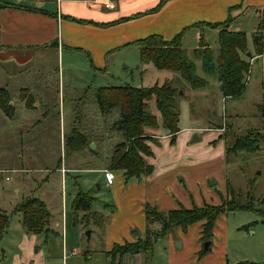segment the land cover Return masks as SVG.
I'll return each instance as SVG.
<instances>
[{"label":"rangeland","instance_id":"obj_1","mask_svg":"<svg viewBox=\"0 0 264 264\" xmlns=\"http://www.w3.org/2000/svg\"><path fill=\"white\" fill-rule=\"evenodd\" d=\"M260 10V7H252L249 13L236 17L229 26L231 31H243L247 34L252 53L256 52L257 37H262L264 46V11ZM199 34H203L204 40L213 50L216 71L212 76L204 73L201 59L200 62L197 61L195 51L201 47ZM183 44L188 58L197 63L198 74L208 79L209 87L193 89L179 72L158 69L151 62L141 64L139 48L132 49L135 51L131 58H127L125 53L111 57L108 60L110 74L92 67L91 60L84 53L64 47H61V50L64 48L63 57H59L54 46L42 47L32 52L29 65L20 72L17 60L6 58L8 54L5 50V53H0V87L10 89L11 103L14 102L16 110L12 117L0 108V210L9 217V226L0 238V264H12L21 255L20 245L25 234L22 230L25 228L21 213L15 209L27 198H40L46 203L53 216L50 228H57L60 233L64 214V223H68L70 233L79 229L84 231L82 243L85 247L98 243L102 231L87 226L86 220H82L84 213H75L73 201L82 190L95 198L93 205L96 211L104 212L105 203H115L113 190L105 185L103 175L87 166L90 162L92 166L102 163L106 165L111 147L122 137L114 133L115 138L104 142V145L97 142V152L92 155L88 149L74 151L67 144L68 139L75 128L87 129L92 126L91 122L97 123V127L107 126L99 114L96 101L98 87H148L166 82L179 90L176 106L180 113V127L202 128L195 130L190 139L198 147L197 171L191 178L186 173L178 176L177 183L194 196L195 205L204 202L221 203V195L228 194V184L236 194L242 192L244 201L248 200L247 194L252 191L251 200L258 211L242 210L220 215L211 240H203L199 232L201 226L194 223L195 226L189 233L184 230V234L190 238L184 244L179 238L178 227H175L166 237L154 242L151 262L167 263L170 235L174 250L184 252L188 264L189 253L196 243L199 245V252L194 263L206 255H211L212 260L219 261L220 264L246 261L264 264V142L256 152L241 151L228 155L223 149L219 150V144L215 153L214 145L209 146L206 139V135L210 134L209 128L220 125L224 129L227 149L233 145L237 136L244 135L249 130L262 129L264 68L260 62L249 59L251 72L246 76L245 93L240 97L224 98L219 84V30L207 27L191 28L186 32ZM93 61L102 68L105 65L104 59ZM125 61L129 62H126L129 65L127 69L122 66ZM172 77L174 81H171ZM28 94L29 100L35 102L37 98V101H31L33 106L25 107L22 99L28 100ZM42 99L43 105L38 106ZM148 109L151 112L156 109L153 102ZM118 117L119 112L115 110L108 117V123ZM146 132L152 134L156 131L147 128ZM194 136H198L199 140L193 141ZM147 143L150 145L149 140ZM147 157L150 156H146V159ZM66 168H71L68 173ZM61 169H64V173ZM113 172L117 174L121 171ZM135 179L137 182L141 180ZM132 180L127 181L124 177V186ZM212 181L215 182L214 185L211 184ZM171 189L174 190L172 187ZM142 205L140 210L132 213L130 219L134 224L141 221L145 227L146 204ZM105 211V214L110 213ZM151 228L159 230L161 224L156 222ZM133 229V235L135 231L139 232L138 226ZM88 231H91V236ZM146 233L144 229L140 236L145 238ZM42 238L46 239V236ZM51 238L49 236V243ZM42 242L40 241L41 245ZM208 243L210 250L203 254L202 251Z\"/></svg>","mask_w":264,"mask_h":264},{"label":"crops","instance_id":"obj_2","mask_svg":"<svg viewBox=\"0 0 264 264\" xmlns=\"http://www.w3.org/2000/svg\"><path fill=\"white\" fill-rule=\"evenodd\" d=\"M161 1L6 0V7L0 9V53H5L3 51L5 50L8 54L6 58L17 60L20 72L27 68L25 66L29 65L32 52L36 50L54 46L59 57H63L64 48H68L71 51L84 53L91 60L92 67L105 74H110L108 60L122 53H125L127 58H131L135 51L132 49L139 48L140 51V47L133 44L135 41L155 34L161 35L166 40H172L184 31L185 36L189 29L197 28L198 23L224 22L230 16L234 20L236 17L249 13L252 7H260V11H264V0H167L158 11H152ZM105 3L110 6H106ZM205 27L213 28L207 25ZM61 47L64 48L61 50ZM195 54L199 61L201 58L197 56V53ZM94 59H104L103 68L98 63L96 64ZM252 61L260 62L264 68V52L261 55H255ZM126 62L128 61L122 63L125 69L129 67V62ZM143 63L141 59V64ZM200 64L202 65V62ZM172 79L171 81H174V77ZM6 88L10 91L8 87ZM25 90L28 89L25 88ZM22 100L24 106L28 107L27 100L25 98ZM42 105L43 99L38 102V106ZM153 112L157 115L161 125L160 112L157 109ZM180 128L175 143H172L171 135L165 129H162V133L156 136V143L150 141L153 155L147 157V161L154 166V171L149 175H142L138 182L134 178L124 186V174L121 171L114 173L115 180L113 184H109L105 178V170L112 172L114 170L109 168L108 163L98 166H92L91 162L89 163L87 167H91L90 170L103 175L105 185L113 190L115 202L104 204L109 214H105V210L104 212L97 211L105 217V223L102 226L98 227L93 223L88 226L99 228L102 231L96 245L87 247L83 245L84 231L82 229L70 233L68 223H64L65 215L63 214L60 233L57 228H50L48 233L40 234L27 233L22 230L25 234L22 236L20 245L21 255L17 256L12 264H147L149 258L147 253L125 254L116 257L108 254L116 244L135 242L138 238H144L140 234L144 233V229L145 232L147 231V226H142L141 221L134 224L130 219L132 213L140 210L142 204H151L157 206L160 211H169L181 206L189 209L195 206L202 207L207 203L195 205L194 196L176 181L178 176L184 173L191 178L197 171L198 147L192 144L190 139L195 130L202 129ZM223 130V127L217 125L209 128L210 134L206 135L209 146L214 145L215 153L218 144L219 150L223 149L224 153L226 151V141L220 138ZM92 143H95V149L100 144V142ZM101 144L104 145V142ZM89 153L90 155L95 154L94 152ZM70 169L66 168L67 173ZM61 170L64 173V169ZM190 171L193 173L189 174ZM209 204H220V202ZM196 225L201 226L199 230L201 233L203 221L197 222ZM136 226H138L139 233L133 235L132 230ZM194 226L195 224L188 226L185 231L189 233ZM177 229L179 238L186 244L190 238L184 234L182 227ZM44 235L46 239L42 238ZM49 236H52L50 243L48 242ZM169 237L166 264H188L184 252L175 251L172 238L170 235ZM40 241H43L42 245ZM198 252L199 245L196 243L195 248L189 253V264H220L219 261L212 260L211 255H206L202 259L198 258L199 262L194 263ZM151 264L154 263L151 262Z\"/></svg>","mask_w":264,"mask_h":264},{"label":"trees","instance_id":"obj_3","mask_svg":"<svg viewBox=\"0 0 264 264\" xmlns=\"http://www.w3.org/2000/svg\"><path fill=\"white\" fill-rule=\"evenodd\" d=\"M167 0H162L152 11H158ZM6 0H0V9L6 7ZM233 18L219 23H198L197 28L206 25L219 29V81L220 89L224 97L235 98L242 96L247 87L246 76L251 72V61L255 55L264 52L262 37L256 42V52L253 54L248 47V37L243 31H231L229 26ZM263 23V21H262ZM262 23L260 26H262ZM184 32L176 35L172 40H166L161 35L155 34L144 39L135 41L141 50V59L144 63H153L158 69H166L179 72L181 76L190 83L193 89L207 88L210 83L207 78L200 76L197 72V65L190 60L182 46ZM200 48L196 50L201 58L204 73L212 76L215 71V60L213 50L200 36ZM250 53V54H249ZM245 55L246 58L243 56ZM179 90L170 83L163 85L155 84L148 87H134L131 85L102 86L96 89V101L99 114L102 115L107 126L97 127V123L91 122V127L84 130L75 128L69 137L67 144L72 146L74 151L97 152L91 149L92 142H106L115 138L114 133L122 139L112 146V153L108 160V166L112 170L122 171L127 181L140 178L142 175H149L154 171L146 156H152L153 151L147 141L156 140L162 129L171 135L172 143L176 142V136L180 132V113L176 106V97ZM11 94L6 87H0V108L9 115L15 116V107L11 103ZM32 99L27 100L28 107L33 106ZM154 103L160 112L162 124L154 112L148 108ZM117 110L119 117L108 123V117ZM263 127L262 129L249 130L246 134L237 136L233 145L226 149V153L236 154L238 152L253 153L260 149L264 142V108H262ZM96 126V127H95ZM149 128L155 133L149 134ZM225 138V134L220 136ZM227 196L221 195L220 204L205 203L202 207L185 208L181 206L169 211H160L157 206L147 204L145 209L147 233L145 238H138L135 242L116 244L108 252L109 255L123 256L125 254L147 253L149 256L147 264H151V255L154 242L159 238L166 237L175 227H182L187 230L188 226L203 221L201 238L211 240L214 237V229L218 217L224 213L242 210H256L253 201L252 191L247 194V201L243 200L242 192L235 193L228 184ZM95 198L89 193L79 191L73 201V209L77 215L83 212L82 220H86L87 226L94 224L102 226L105 217L102 213L94 210ZM22 215V225L29 233L40 234L50 231L51 213L46 203L40 198H27L19 204L16 209ZM98 215V216H97ZM97 217V219L95 218ZM93 220V221H92ZM159 222L161 228L153 230L151 226ZM9 226V217L6 213L0 212V238ZM210 250H203L202 253ZM238 264H256L251 262H240Z\"/></svg>","mask_w":264,"mask_h":264},{"label":"built area","instance_id":"obj_4","mask_svg":"<svg viewBox=\"0 0 264 264\" xmlns=\"http://www.w3.org/2000/svg\"><path fill=\"white\" fill-rule=\"evenodd\" d=\"M106 6H110V4L105 3ZM105 178L107 180V182L109 184H113L114 180H115V174L114 172L110 171V170H105Z\"/></svg>","mask_w":264,"mask_h":264},{"label":"water","instance_id":"obj_5","mask_svg":"<svg viewBox=\"0 0 264 264\" xmlns=\"http://www.w3.org/2000/svg\"><path fill=\"white\" fill-rule=\"evenodd\" d=\"M256 40H258V37L256 38ZM249 54H250V53H249ZM198 140H199L198 136H194L193 141H198ZM91 148H92V149H95V143H92V144H91ZM211 184L214 185L215 182L212 181ZM138 233H139L138 231H135V232H134V235H138ZM88 235L91 236V231H88ZM208 245H209V243L206 244L205 250L208 249Z\"/></svg>","mask_w":264,"mask_h":264}]
</instances>
